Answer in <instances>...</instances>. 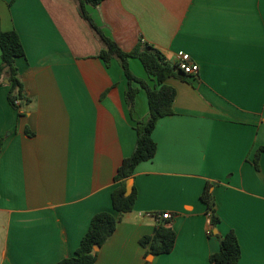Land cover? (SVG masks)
I'll return each instance as SVG.
<instances>
[{"label":"crops","instance_id":"0c3cea01","mask_svg":"<svg viewBox=\"0 0 264 264\" xmlns=\"http://www.w3.org/2000/svg\"><path fill=\"white\" fill-rule=\"evenodd\" d=\"M88 11L125 51L141 42L172 65L180 54L199 65L167 80L175 113L158 122L156 154L131 179L135 207L96 264H211L231 230L239 264H264V152L255 166L264 148V0H105ZM0 18L24 45L17 67L30 98L18 111L0 83V264H57L97 213L118 215L115 176L135 149L136 123L149 117L148 94L135 83L132 114L124 70L99 57L102 43L75 0H0ZM208 182L215 229L201 199ZM160 223L177 241L154 256L141 239Z\"/></svg>","mask_w":264,"mask_h":264},{"label":"trees","instance_id":"16d2710c","mask_svg":"<svg viewBox=\"0 0 264 264\" xmlns=\"http://www.w3.org/2000/svg\"><path fill=\"white\" fill-rule=\"evenodd\" d=\"M81 16L89 23L102 43L99 57L110 66L114 60L119 61L128 79L129 87L126 91V100L131 113H134L139 84L147 91L149 102V117L136 123L137 142L131 156L124 159L115 176L119 186L112 193V204L118 213H97L91 220L87 233L82 238L78 249L73 256L59 261L57 264H96L98 252L95 247L101 248L116 232L122 217L133 211L138 197L136 187L132 193L127 194V181L132 179L137 166L154 158L157 144L153 139V132L158 122L169 115H173L174 103L177 96L175 88L166 82L169 78L186 79V74L179 64L172 65L164 53L149 44L139 43L133 50L125 51L119 44L97 24L88 11V6L98 7L105 0H75ZM0 83L5 84L9 80L8 100L11 106L20 110L21 106L30 101L17 67V60L25 57L26 52L21 37L17 31H4L0 18ZM138 60L148 75V81L133 74L130 68V60ZM19 102L20 104H17ZM4 145V139H0V152ZM264 152L260 148L255 157V166H259V157ZM215 183L208 182L201 196L203 203L207 205L210 215V225L217 228L221 222L217 214V204L213 194ZM177 234L175 230L160 223L156 226L153 235L141 239V245L147 248L148 253L154 256L171 253L176 245ZM220 250L210 257L211 264H239L242 251L235 231L231 230L224 236H219Z\"/></svg>","mask_w":264,"mask_h":264},{"label":"built area","instance_id":"2783aa9c","mask_svg":"<svg viewBox=\"0 0 264 264\" xmlns=\"http://www.w3.org/2000/svg\"><path fill=\"white\" fill-rule=\"evenodd\" d=\"M180 68L188 75H196L199 73V65L189 62V57L186 54H180L179 62ZM17 104H20L17 102ZM170 214H164L163 218L168 219Z\"/></svg>","mask_w":264,"mask_h":264},{"label":"rangeland","instance_id":"374dc122","mask_svg":"<svg viewBox=\"0 0 264 264\" xmlns=\"http://www.w3.org/2000/svg\"><path fill=\"white\" fill-rule=\"evenodd\" d=\"M131 62L134 63V66H132ZM139 67L143 68L138 60H131L130 61V68H131V71L133 72L134 75H137L139 73V71L141 70Z\"/></svg>","mask_w":264,"mask_h":264},{"label":"water","instance_id":"95a60500","mask_svg":"<svg viewBox=\"0 0 264 264\" xmlns=\"http://www.w3.org/2000/svg\"><path fill=\"white\" fill-rule=\"evenodd\" d=\"M5 82H6L7 84H9V80H6ZM132 190H133L132 180L129 179V180L127 181V194H131V193H132ZM216 232H217V231H216ZM99 249H100V248H99L98 246L95 247V251H96V252H98Z\"/></svg>","mask_w":264,"mask_h":264}]
</instances>
